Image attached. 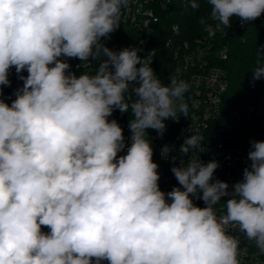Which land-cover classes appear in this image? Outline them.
<instances>
[{"label":"clouds","instance_id":"1","mask_svg":"<svg viewBox=\"0 0 264 264\" xmlns=\"http://www.w3.org/2000/svg\"><path fill=\"white\" fill-rule=\"evenodd\" d=\"M206 2L218 22L200 21L209 36L233 17L264 14V0ZM129 5L0 0V264H241L230 229L264 253V141H251L250 163L229 191L213 180L218 161L195 155L202 137L187 136L179 151L192 155L171 168L179 186L161 190L146 130L163 136L166 121L187 116L189 85L177 76L162 84L154 51L142 58L140 48L102 43ZM64 58L99 64L77 75ZM12 69L23 84L9 103ZM252 77L264 78V64ZM117 109L131 116L129 144L109 119ZM172 152L166 144L160 155L175 161Z\"/></svg>","mask_w":264,"mask_h":264},{"label":"built area","instance_id":"2","mask_svg":"<svg viewBox=\"0 0 264 264\" xmlns=\"http://www.w3.org/2000/svg\"><path fill=\"white\" fill-rule=\"evenodd\" d=\"M169 1L130 0V5L124 11L121 20L133 32L125 48H140L141 51L138 54L142 58L153 51L155 53V47H151L153 36H157L160 32L167 35L165 38L156 37V39L158 42L160 39L171 51L173 58L165 59L164 68H166L163 70L160 67H152L156 60L154 54L151 67L164 85L170 83L172 76L185 80L189 85L184 95L188 106L187 116L178 113V120L166 121L163 136L158 135L153 129L146 130L152 142L153 160L159 165V185L164 192L179 186L171 168L178 166L181 160L186 161L192 155L191 152L182 155L179 151L180 145L187 136L199 135L202 137L201 151L196 152L195 155L205 163L211 160L218 161L219 167L214 173L213 180L219 179L228 183L229 191H232V185L242 179L243 170L248 164L235 122L240 116L237 111L229 115L223 110V96L228 88V78L224 69L215 61L225 57L227 44L224 40L235 35L243 26V21L239 20L236 24L231 22L229 28L221 26L214 36H209L204 29L200 35L191 39L181 38L178 24L168 23L165 19L168 15ZM210 12L211 10L206 13L203 20L215 28L218 22L211 18ZM98 64L99 61L92 58H89L88 65L78 60L75 65L76 74L79 75L82 72L94 74ZM249 109L264 113V87L257 103ZM123 134L126 144H129L130 132L123 131ZM166 144L173 146L171 156L177 158L175 161L171 157H161L160 150ZM124 154L126 149L120 153V155ZM194 203L200 207L205 206L202 200L194 199ZM222 206L223 204L217 207L219 209ZM42 230L48 231L47 228ZM230 234L240 237L241 264H264V253H260L253 242L246 240L238 230L230 229ZM102 264H107V261H103Z\"/></svg>","mask_w":264,"mask_h":264},{"label":"trees","instance_id":"3","mask_svg":"<svg viewBox=\"0 0 264 264\" xmlns=\"http://www.w3.org/2000/svg\"><path fill=\"white\" fill-rule=\"evenodd\" d=\"M200 7L196 10L191 9L185 3V0H170L168 15L165 17L168 23H176L180 28L181 38H193L200 35L204 30L201 24L206 13L211 10L206 0H198ZM239 17H233L232 23L236 24ZM133 32L121 22L120 27L110 35V38L102 40L107 47L119 51L125 48ZM158 38H165L162 32L153 36L151 47H155V62L152 67L164 68V61L172 60L171 51L163 45ZM227 44V51L224 58H218V63L225 71L228 78V88L223 96V110L231 115L237 111L240 118L236 119L239 141L242 143L247 164L248 152L251 147V141H264V113H255L249 107L255 105L259 99L262 88L264 87V78L253 82L252 71L260 64H264V14L250 22H243V26L238 29L235 35L224 40ZM70 63L69 71L77 73L76 63L79 59L64 58ZM104 59L101 57V60ZM168 63V62H167ZM22 75L26 76L27 72ZM11 81L10 87H4V98L7 102L14 97L16 89L22 86L23 82L18 79L15 69L9 74ZM131 118L129 113H121L118 109L114 110L112 117L123 128V131H129L128 123ZM148 129L147 131H151Z\"/></svg>","mask_w":264,"mask_h":264},{"label":"rangeland","instance_id":"4","mask_svg":"<svg viewBox=\"0 0 264 264\" xmlns=\"http://www.w3.org/2000/svg\"><path fill=\"white\" fill-rule=\"evenodd\" d=\"M255 113H259V112H256V111H254Z\"/></svg>","mask_w":264,"mask_h":264}]
</instances>
